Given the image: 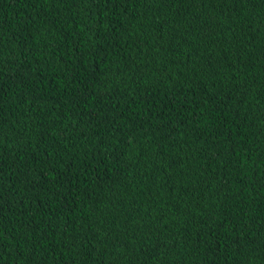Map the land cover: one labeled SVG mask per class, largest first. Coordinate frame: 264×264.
Returning <instances> with one entry per match:
<instances>
[{"label": "trees", "instance_id": "trees-1", "mask_svg": "<svg viewBox=\"0 0 264 264\" xmlns=\"http://www.w3.org/2000/svg\"><path fill=\"white\" fill-rule=\"evenodd\" d=\"M0 264H264V0H0Z\"/></svg>", "mask_w": 264, "mask_h": 264}]
</instances>
